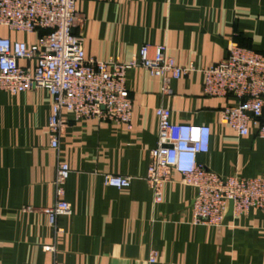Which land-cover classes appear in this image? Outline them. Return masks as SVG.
<instances>
[{
	"label": "crops",
	"instance_id": "obj_1",
	"mask_svg": "<svg viewBox=\"0 0 264 264\" xmlns=\"http://www.w3.org/2000/svg\"><path fill=\"white\" fill-rule=\"evenodd\" d=\"M87 57L128 61L143 44H165L177 64L196 70L171 81L160 94V79L143 68L126 72L132 101L130 128L112 120H66L57 149L50 146L52 96L45 88L14 95L0 90V264H264V211L226 214L221 227L194 224L195 188L172 171L162 199L153 204L144 176L157 137L155 109L170 111L173 123L210 128L208 152L198 160L222 176L264 177V139L249 127L240 136L220 118L230 97L202 93L200 69L228 54L229 42L264 53V0H75ZM38 32L0 26V37L34 43ZM21 66L34 61L19 60ZM58 161L70 173L63 198L69 215L56 217L55 233L38 210L54 202ZM105 174L130 178L120 189L103 183ZM35 207L33 211L25 206ZM55 243L56 252L43 248ZM157 252L153 263L148 252Z\"/></svg>",
	"mask_w": 264,
	"mask_h": 264
},
{
	"label": "built area",
	"instance_id": "obj_2",
	"mask_svg": "<svg viewBox=\"0 0 264 264\" xmlns=\"http://www.w3.org/2000/svg\"><path fill=\"white\" fill-rule=\"evenodd\" d=\"M75 0H0V26L9 30L38 32L34 43L0 37V90L12 95L35 88H45L52 96L48 116L50 146L57 149L66 120L63 110L75 119L96 118L123 123L130 128L132 101L126 87V72L143 68L160 79V94L171 93V81L196 70L193 63L177 64L165 44H143L128 61L87 57L82 35L75 32L82 25ZM19 60L34 61L21 66ZM202 93L209 97L233 98L219 110V115L237 135L248 134L249 127L264 139V53L231 40L227 56L218 63L200 69ZM157 137L149 152L144 180L151 191L152 203L162 199L164 183L172 171L181 182L195 188L191 203L194 224L221 227L232 201V213L243 215L252 208L264 211V177L222 176L198 160L208 152L210 128L205 124L173 123L166 107L155 109ZM70 169L58 161L54 179V202L38 210L48 217L55 233L61 231L56 217L69 215L70 204L63 198ZM103 183L117 189L127 187L130 178L105 174ZM24 209L33 211L28 205ZM43 248L56 252L55 243ZM150 248L148 262L156 259ZM47 264H62L52 260Z\"/></svg>",
	"mask_w": 264,
	"mask_h": 264
},
{
	"label": "water",
	"instance_id": "obj_3",
	"mask_svg": "<svg viewBox=\"0 0 264 264\" xmlns=\"http://www.w3.org/2000/svg\"><path fill=\"white\" fill-rule=\"evenodd\" d=\"M232 213V201L229 202L228 214Z\"/></svg>",
	"mask_w": 264,
	"mask_h": 264
}]
</instances>
